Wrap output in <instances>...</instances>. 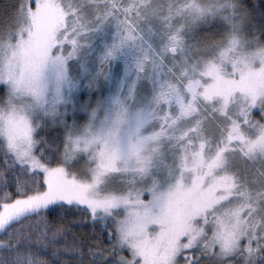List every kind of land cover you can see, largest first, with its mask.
<instances>
[{"label": "snow or ice", "instance_id": "6c2138e0", "mask_svg": "<svg viewBox=\"0 0 264 264\" xmlns=\"http://www.w3.org/2000/svg\"><path fill=\"white\" fill-rule=\"evenodd\" d=\"M0 235V264H264V5L14 0Z\"/></svg>", "mask_w": 264, "mask_h": 264}, {"label": "rangeland", "instance_id": "374dc122", "mask_svg": "<svg viewBox=\"0 0 264 264\" xmlns=\"http://www.w3.org/2000/svg\"><path fill=\"white\" fill-rule=\"evenodd\" d=\"M114 31H115V26L110 25L96 32L91 37L89 45L86 46L87 57L93 60L98 59L104 46L111 43V41L114 39ZM134 54H135V49L129 47L126 48L121 53V55L113 61V68L115 69L117 66H119L121 76L123 75V71L128 65V63H130V61L132 60ZM105 87H107V85ZM0 239H1V235H0Z\"/></svg>", "mask_w": 264, "mask_h": 264}, {"label": "trees", "instance_id": "16d2710c", "mask_svg": "<svg viewBox=\"0 0 264 264\" xmlns=\"http://www.w3.org/2000/svg\"><path fill=\"white\" fill-rule=\"evenodd\" d=\"M13 2L14 0H0V18H3L9 9V5H11ZM245 2L249 3L250 7H255V12L257 17H259L261 14L262 5H264V0H245ZM3 238V235H1V239Z\"/></svg>", "mask_w": 264, "mask_h": 264}]
</instances>
